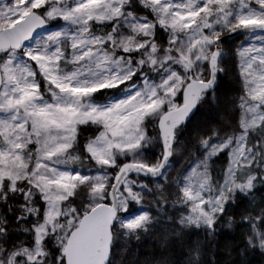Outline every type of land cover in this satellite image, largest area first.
I'll use <instances>...</instances> for the list:
<instances>
[{
    "label": "snow or ice",
    "instance_id": "snow-or-ice-1",
    "mask_svg": "<svg viewBox=\"0 0 264 264\" xmlns=\"http://www.w3.org/2000/svg\"><path fill=\"white\" fill-rule=\"evenodd\" d=\"M257 252L264 0H0V264Z\"/></svg>",
    "mask_w": 264,
    "mask_h": 264
},
{
    "label": "trees",
    "instance_id": "trees-1",
    "mask_svg": "<svg viewBox=\"0 0 264 264\" xmlns=\"http://www.w3.org/2000/svg\"><path fill=\"white\" fill-rule=\"evenodd\" d=\"M226 237H222V240L227 239L229 242H238V238L234 234H230V230L225 229ZM146 250H149L146 248ZM250 264H264V256L259 254V252L251 255L249 258Z\"/></svg>",
    "mask_w": 264,
    "mask_h": 264
}]
</instances>
